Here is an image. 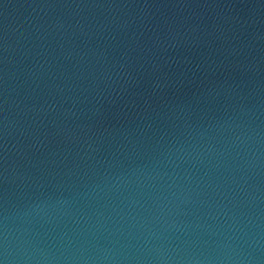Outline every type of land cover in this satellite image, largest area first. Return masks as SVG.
<instances>
[{"label":"water","instance_id":"obj_1","mask_svg":"<svg viewBox=\"0 0 264 264\" xmlns=\"http://www.w3.org/2000/svg\"><path fill=\"white\" fill-rule=\"evenodd\" d=\"M0 264H264V0H0Z\"/></svg>","mask_w":264,"mask_h":264}]
</instances>
